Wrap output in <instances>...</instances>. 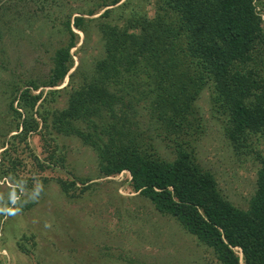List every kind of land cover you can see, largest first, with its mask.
<instances>
[{"label":"trees","instance_id":"obj_1","mask_svg":"<svg viewBox=\"0 0 264 264\" xmlns=\"http://www.w3.org/2000/svg\"><path fill=\"white\" fill-rule=\"evenodd\" d=\"M261 5L260 0H98L87 17L67 16L66 44L53 52L46 78L6 89L10 100L3 123L13 134L0 138V179L15 186H6L5 195L0 191L1 228L9 214L16 216L13 206L20 204L23 211L39 202L49 183L40 173L65 163V155H57L54 135H60L76 138L92 152L98 178L126 170L137 196L174 220L214 264H264V150L259 147L264 143V22L256 9ZM74 30L82 35V46L93 30L99 38L88 68L74 65L70 50L79 41ZM205 88L233 155L257 166L244 209L217 190L214 176L195 157L203 128L194 104ZM59 97L60 107L55 106ZM149 126L159 131L154 137ZM32 135L50 163L34 155ZM159 137L167 141L169 160L157 152ZM23 153L32 158L29 167ZM55 183L68 203L93 199L99 191L79 177ZM28 196L33 198L23 202ZM115 212L116 224H125L119 208ZM59 224L52 220L47 235L40 232L44 245L34 228L22 230L14 248L0 239L8 262L14 264L15 255V264H134L110 253L79 262L78 245L66 224Z\"/></svg>","mask_w":264,"mask_h":264},{"label":"rangeland","instance_id":"obj_2","mask_svg":"<svg viewBox=\"0 0 264 264\" xmlns=\"http://www.w3.org/2000/svg\"><path fill=\"white\" fill-rule=\"evenodd\" d=\"M97 1L2 0L0 2V138L6 140L13 134L3 123L6 105L10 100L9 92L6 90L8 85L19 84L28 79L44 80L51 67L50 58L53 52L66 44L68 34L63 24L66 17L72 18L77 15L87 17L86 11ZM260 3H262L261 7L258 6L256 9L264 19V0H260ZM151 12L150 10L148 13ZM96 16L97 14L92 17ZM74 32L79 36L78 43L70 50L74 54V65L80 64L88 68L93 58L97 56L99 38L93 30L82 46V35L76 30ZM58 102L60 105H54L60 107L62 102L60 97ZM210 107L209 91L205 88L194 104L195 110L201 117L203 128L195 143V157L198 164L214 176L217 190L234 206L244 209L247 199L254 190L257 166L244 155L240 157L233 155L229 143L223 136L221 122L217 115L212 113ZM147 132L154 137L159 131H154L149 126ZM54 136L57 137L55 140L58 145L57 155L61 158L62 154L65 155L62 160L65 161L63 166L72 176L66 174V169H63L59 162L54 164V168H46L40 175L47 178L49 183L39 202L34 200L36 203L23 211L19 210L20 204L13 206L16 218L9 214L3 223V229L1 225L4 218L1 217V210L4 202L0 201V239L6 238V245L9 243L14 248V241L19 233L22 230L27 232L29 228L35 229L37 241L44 245L41 240L44 235L40 232L47 235V226L53 220L54 224L60 222L59 228L64 227V224L68 227L69 235L78 245L75 246V252L78 253L79 262L83 261L84 257L88 262L92 257L103 258V255L110 253L112 257L120 260L128 259L134 264L136 261L143 264H214L210 253L199 247L194 238L184 233L174 220L157 214L147 200L135 194L118 196L116 189L122 186V183L116 179L98 178L95 156L76 138ZM29 140L34 155L44 161L47 152L43 151L39 138L32 135ZM165 143L167 141L161 140V137L156 138L157 152L161 157L169 160L172 154L164 147ZM260 144V150L263 151L264 143L260 142ZM53 146L50 143L49 148ZM22 157L24 167H29L33 162L32 158L27 153H23ZM47 163L50 162L44 161V164ZM21 175L28 177L26 172H22ZM72 177H79L83 182L96 183L98 194L93 199L68 203L62 197L55 180H69ZM0 184V191H4L2 195H5L6 186H15L5 179H0ZM127 187L130 189L129 186ZM7 192L9 193V190ZM32 198L23 197L22 201L28 202ZM116 208H119V214L123 215L121 219L126 222L125 224H116L118 223ZM1 243L0 240V245ZM59 249L60 252L69 255L68 247L61 246ZM45 250L48 259H54L52 251L46 247ZM7 256L1 246L0 264H10L6 259ZM12 257L15 264L16 256L12 255Z\"/></svg>","mask_w":264,"mask_h":264},{"label":"built area","instance_id":"obj_3","mask_svg":"<svg viewBox=\"0 0 264 264\" xmlns=\"http://www.w3.org/2000/svg\"><path fill=\"white\" fill-rule=\"evenodd\" d=\"M116 179L122 181V186H119L118 189H117V193L119 195L126 197V196H131V195L135 194L127 187L128 186V181L130 179V176H129L128 172L123 171V172L119 173L116 176ZM234 252H235V254L238 257L241 256V252H240L239 248H234Z\"/></svg>","mask_w":264,"mask_h":264},{"label":"clouds","instance_id":"obj_4","mask_svg":"<svg viewBox=\"0 0 264 264\" xmlns=\"http://www.w3.org/2000/svg\"><path fill=\"white\" fill-rule=\"evenodd\" d=\"M262 18H263V16H261V19H262ZM262 21L264 22V19H262ZM123 171H126V170H123ZM123 171H121V172H123ZM121 172H120V173H121ZM126 172H127V171H126ZM118 174H119V173H118ZM118 174H117V175H118ZM128 174H129V173H128ZM117 175L112 176V177H107V178H104V179H112V180H114V179H116V176H117ZM129 176H130V175H129ZM116 180H117L119 183H122V181H120V180H118V179H116ZM129 181H130V179H129ZM129 181H128V186H129ZM119 183H118V184H119ZM78 185H79V184H78ZM129 187H130V186H129ZM117 189H118V188H117ZM117 189H116V193H117ZM130 189H131V188H130ZM131 190H132V189H131ZM132 192L135 193V195H137V192H134L133 190H132ZM117 194H118V193H117ZM118 195H119V194H118ZM119 196H121V195H119ZM121 197H124V196H121Z\"/></svg>","mask_w":264,"mask_h":264}]
</instances>
